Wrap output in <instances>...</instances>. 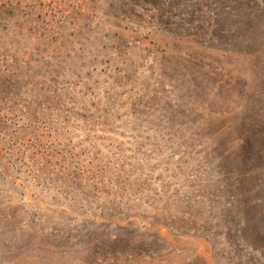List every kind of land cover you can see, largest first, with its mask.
I'll return each instance as SVG.
<instances>
[{
    "label": "rangeland",
    "instance_id": "obj_1",
    "mask_svg": "<svg viewBox=\"0 0 264 264\" xmlns=\"http://www.w3.org/2000/svg\"><path fill=\"white\" fill-rule=\"evenodd\" d=\"M0 264H264V0H0Z\"/></svg>",
    "mask_w": 264,
    "mask_h": 264
}]
</instances>
